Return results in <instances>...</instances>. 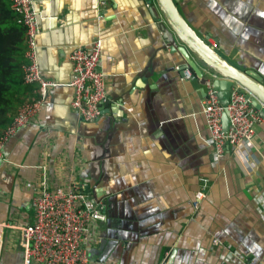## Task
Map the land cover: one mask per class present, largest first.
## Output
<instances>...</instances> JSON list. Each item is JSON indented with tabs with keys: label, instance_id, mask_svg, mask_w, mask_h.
<instances>
[{
	"label": "crops",
	"instance_id": "obj_1",
	"mask_svg": "<svg viewBox=\"0 0 264 264\" xmlns=\"http://www.w3.org/2000/svg\"><path fill=\"white\" fill-rule=\"evenodd\" d=\"M32 1L42 29L40 72L58 86L38 121L3 149L0 223L14 227L4 231V264H23L15 227L34 224L32 195L44 178L51 189L72 181L100 201L105 220L94 223L92 264H264V124L255 129L254 175L228 149L217 159L202 113L206 82L167 45L155 0ZM238 1L218 3L224 13L216 5L189 11V20L204 37L212 30L264 53L263 33L225 15L248 12ZM254 20L264 21V8ZM98 39L109 102L98 121L86 123L71 108L69 56ZM208 43L217 47L215 39ZM234 46L223 43L228 51ZM202 190L206 198L195 210Z\"/></svg>",
	"mask_w": 264,
	"mask_h": 264
},
{
	"label": "built area",
	"instance_id": "obj_2",
	"mask_svg": "<svg viewBox=\"0 0 264 264\" xmlns=\"http://www.w3.org/2000/svg\"><path fill=\"white\" fill-rule=\"evenodd\" d=\"M11 8L19 14V23L26 28L27 52L24 66V82L36 85L37 98L21 105L13 121L0 136V159L3 158L5 144L17 132L35 124L44 105L49 101V90L58 86L45 80L40 72L38 38L42 33L39 13L32 0H11ZM102 40H96L87 47L77 46L70 53L73 65L72 80L69 86L74 90L72 110L79 120L90 123L98 121L104 115V107L109 102L106 75L102 70ZM193 78L190 70L185 72L186 80ZM207 96L202 105V113L209 132V143L220 160L228 149L233 158L248 176L257 171L260 160L256 155V133L258 125L264 124L248 98V91L241 86L233 87L230 104L227 108L229 128L225 132L223 115L218 91L212 80L206 81ZM82 187L70 182L64 189L49 186L47 178L42 179L32 195L34 224L15 227L17 237L13 246L23 255V264H92L90 248L97 239L94 223L104 221L103 207L95 206L93 201L81 192ZM206 198L204 190L195 195L193 207L200 208ZM12 227L0 223V253L3 248V236L6 228ZM230 261L231 255L229 257ZM233 261L237 262L233 258Z\"/></svg>",
	"mask_w": 264,
	"mask_h": 264
},
{
	"label": "water",
	"instance_id": "obj_3",
	"mask_svg": "<svg viewBox=\"0 0 264 264\" xmlns=\"http://www.w3.org/2000/svg\"><path fill=\"white\" fill-rule=\"evenodd\" d=\"M155 2L167 25L165 26L167 31L164 33L169 34L166 41L171 51L180 52L195 75L204 83L209 79L212 80L214 88L219 92L221 105L226 110L223 115L224 131L226 132L229 128L227 108L233 87L237 85L248 91L247 96L252 106L264 119V53L258 54L245 50L231 37L212 30H209V35L204 37V33H200L189 20V11L196 9L204 11L206 5H216L221 9L218 3H223V0H155ZM240 2L238 4L248 10L245 15L234 10L225 15L237 22L240 27L243 26L242 28L247 26L264 34V23H261L264 21L254 20L256 15H259V11L264 8L263 0H240ZM222 12L224 13L223 10ZM211 18L210 16L209 20L215 24ZM209 39H215L219 48L210 45ZM223 43H233L236 50L228 51L223 47ZM199 63L205 69L200 67ZM206 71L208 75L204 73ZM107 105L108 103L105 107ZM93 204L101 206L99 200L93 201Z\"/></svg>",
	"mask_w": 264,
	"mask_h": 264
},
{
	"label": "trees",
	"instance_id": "obj_4",
	"mask_svg": "<svg viewBox=\"0 0 264 264\" xmlns=\"http://www.w3.org/2000/svg\"><path fill=\"white\" fill-rule=\"evenodd\" d=\"M8 0L0 1V136L17 109L37 95L24 82L26 28Z\"/></svg>",
	"mask_w": 264,
	"mask_h": 264
},
{
	"label": "rangeland",
	"instance_id": "obj_5",
	"mask_svg": "<svg viewBox=\"0 0 264 264\" xmlns=\"http://www.w3.org/2000/svg\"><path fill=\"white\" fill-rule=\"evenodd\" d=\"M8 247H9V244L6 243V241H5L4 248H2L1 253H0V264H4V262H5V257H6L5 248H8Z\"/></svg>",
	"mask_w": 264,
	"mask_h": 264
}]
</instances>
